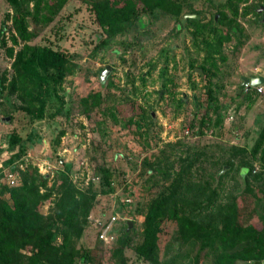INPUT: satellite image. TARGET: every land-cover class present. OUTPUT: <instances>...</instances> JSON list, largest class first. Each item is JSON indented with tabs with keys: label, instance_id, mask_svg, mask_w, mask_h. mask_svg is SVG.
Listing matches in <instances>:
<instances>
[{
	"label": "rangeland",
	"instance_id": "rangeland-1",
	"mask_svg": "<svg viewBox=\"0 0 264 264\" xmlns=\"http://www.w3.org/2000/svg\"><path fill=\"white\" fill-rule=\"evenodd\" d=\"M43 1L38 14L36 0H0V232L21 216L51 235L38 264H254L237 254L251 228L264 237V92L242 77L264 76V0H164L128 21L156 0ZM94 3L110 6L105 25ZM37 45L67 63L33 121L20 64Z\"/></svg>",
	"mask_w": 264,
	"mask_h": 264
},
{
	"label": "trees",
	"instance_id": "trees-1",
	"mask_svg": "<svg viewBox=\"0 0 264 264\" xmlns=\"http://www.w3.org/2000/svg\"><path fill=\"white\" fill-rule=\"evenodd\" d=\"M36 1L38 3L36 6V11L38 14H40L41 5L44 1ZM163 4L164 0H156L155 2L146 1L142 3V6L139 10H134L133 12L130 10L125 11L122 13V17L128 21L129 18H131V14L136 17L142 14L151 16L154 15V11H158V9L160 10V7ZM12 5L15 7L13 0ZM93 6L96 12L99 14L100 23L105 25V11H109L110 6H106V4L105 6H101L97 3H94ZM47 10L50 11L51 9ZM15 21L17 25L19 21L23 22L21 17H19V13L17 14V19ZM66 63V56L58 51H55L49 45H37L33 47L25 60L21 62L20 67L23 71V74L27 77L29 84L28 95L34 102L38 103V106L34 107L33 110H28L30 118L33 121L43 119L46 114L48 100L59 96L58 86L64 79ZM246 90L247 92L250 91L248 89ZM19 141V137L15 135L12 136L11 144H18ZM168 202L169 198L164 196L163 199H157L153 203L146 220L145 240L144 243L138 247V254L145 255L149 250L155 247L157 220L160 214L165 211ZM19 208L17 209L18 211H22L24 209V207H21L20 210ZM7 212L10 214V217H12L13 213H15L10 209H7L6 213ZM18 219L20 220H16L14 222L15 228L13 230L9 232H0V264H16L22 256L20 254L21 248H23L26 243L32 242L31 240L33 239L34 241L35 239L38 240L37 243L34 242V246L37 247L38 250L36 254L28 258V264H38L45 252H49L48 245L51 244L52 237L51 235L46 237L44 235L37 237L35 235L36 233L31 231L35 230L34 223L31 224L32 227L30 230V222L26 223V221H28L26 217L21 218L20 216ZM236 221L237 219L235 216H229L224 228H227V232H236L237 236H239L241 228L235 226ZM37 232L40 233L39 228H37ZM249 234L251 235L250 238H253L252 242L254 247H245L243 250H241V252L237 254V260H247L253 261L254 264H262L264 261V237L258 236L254 238V236H256V232H254L252 228L250 229ZM234 237L235 235H233V238ZM234 241L235 239L231 240L232 243ZM224 257L231 260V264L234 262V260L232 261L234 257L233 254H226Z\"/></svg>",
	"mask_w": 264,
	"mask_h": 264
},
{
	"label": "water",
	"instance_id": "water-1",
	"mask_svg": "<svg viewBox=\"0 0 264 264\" xmlns=\"http://www.w3.org/2000/svg\"><path fill=\"white\" fill-rule=\"evenodd\" d=\"M263 8H261L260 10H263ZM189 17H195V18H200L199 15H194V14H190L187 15ZM108 73V70L105 72V74ZM242 81H243V85H248V90H253L255 87L259 86V85H264V76L263 75H258V76H250V77H242ZM128 226V230H130L133 227V222H128L127 223Z\"/></svg>",
	"mask_w": 264,
	"mask_h": 264
},
{
	"label": "built area",
	"instance_id": "built-area-1",
	"mask_svg": "<svg viewBox=\"0 0 264 264\" xmlns=\"http://www.w3.org/2000/svg\"><path fill=\"white\" fill-rule=\"evenodd\" d=\"M244 87L246 89H248V85H244ZM254 89H256L258 92L263 93L264 92V86L263 85H259L257 87H255ZM116 218H113V220H115ZM111 230V224L103 231V233L101 234V238L107 237L109 231Z\"/></svg>",
	"mask_w": 264,
	"mask_h": 264
}]
</instances>
